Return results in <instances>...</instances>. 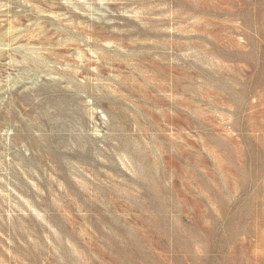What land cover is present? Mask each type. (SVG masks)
Returning a JSON list of instances; mask_svg holds the SVG:
<instances>
[{
	"label": "rangeland",
	"instance_id": "1",
	"mask_svg": "<svg viewBox=\"0 0 264 264\" xmlns=\"http://www.w3.org/2000/svg\"><path fill=\"white\" fill-rule=\"evenodd\" d=\"M0 264H264V0H0Z\"/></svg>",
	"mask_w": 264,
	"mask_h": 264
}]
</instances>
